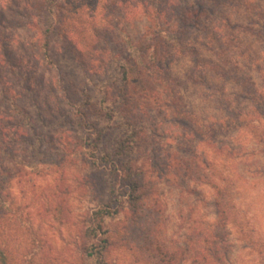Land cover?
I'll use <instances>...</instances> for the list:
<instances>
[{
	"label": "rangeland",
	"instance_id": "1",
	"mask_svg": "<svg viewBox=\"0 0 264 264\" xmlns=\"http://www.w3.org/2000/svg\"><path fill=\"white\" fill-rule=\"evenodd\" d=\"M88 1L0 0V197L21 217L14 263L28 252L26 264H89L97 245L108 264H264V0H178L176 20L160 21L168 36L153 32L156 60L125 77L120 29L137 39L156 4L101 0L112 24L100 30ZM79 24L98 33L91 48ZM132 132L149 161L139 214L93 147L112 151ZM105 205L118 212L91 238Z\"/></svg>",
	"mask_w": 264,
	"mask_h": 264
},
{
	"label": "trees",
	"instance_id": "2",
	"mask_svg": "<svg viewBox=\"0 0 264 264\" xmlns=\"http://www.w3.org/2000/svg\"><path fill=\"white\" fill-rule=\"evenodd\" d=\"M45 1L47 2L48 0ZM66 1L68 2L69 0ZM88 2L91 4L92 0H89ZM97 2L98 6L102 8L101 12L103 14L100 15L102 16V18L100 19L101 30L102 27L104 28L106 23L109 26L111 22L108 20L107 15L104 13L108 5L107 2H102L101 0H97ZM154 2L156 4L154 9L148 11V16L150 14L152 19L155 20V24L151 29L145 31L135 40L130 38L127 34H124L123 30L120 29V38L127 50L126 57L117 62V64L122 69L123 77L127 75L128 68L132 66H140L145 70L149 69V66L156 60L157 57L156 48L152 44L153 32L157 33L158 31L166 35V31L163 29L162 25H168L172 23L174 19L176 20L179 8L181 6L180 1L178 0H171L170 2L168 0L167 6L169 8L166 6L165 8L161 9L159 6L160 0H154ZM48 3L50 5L52 4V2ZM90 4L88 5L89 8H91ZM75 10L81 11L82 6L76 5ZM70 13L71 11L68 10V14ZM161 20L163 21L162 25L160 22ZM79 26L80 24L77 26L78 34L86 38L83 44H86V48H91L93 42L91 43L90 37H97L98 33H96V31H93L89 36L85 35L83 31L80 30ZM46 32H49V30H47ZM172 43H174L176 48H182V46H180L176 42V39ZM46 45L47 44L45 43L44 54L47 52L45 49ZM110 58L114 59L116 57L110 56ZM97 61L99 63V67L97 70L100 71L104 67V63L100 58H97ZM236 82L242 84V86H244V88H246L248 92L252 96H254V98H256L255 93L251 92L252 87H250V82L248 80L239 77L238 79H236ZM12 108V111L17 116L21 118H28V115L24 111L20 113L21 111H19L16 106ZM20 115H22L23 117ZM132 129L135 130V128ZM140 145V139L139 141H137V139L133 135V132L124 134L123 136L118 138V140L115 141L112 146V151L102 150L104 148H98L99 143H95L93 145L94 150L99 151L97 152L96 156L94 155L96 160H98V166L108 169L116 176H120L123 182V186L127 189L125 192V201L128 204V208L133 214L141 213L143 202L147 195L143 187L144 185L146 186L147 184H149V181L146 180L145 176L147 170L146 164L148 159L145 158ZM115 190V186H113L112 191L115 192ZM218 208L220 209V213L224 212L223 207L220 204H218ZM117 212L118 211H116L115 209L112 210L110 206L107 205L95 210L91 217V225L87 229V235L91 238H95L96 236H98V234H103V236H105L107 234V230L104 228L106 219L114 217ZM19 222H21L20 215H16V212L12 209V207L10 205H7L0 197V264H15L14 261L16 260V242L19 234L21 233V224ZM104 242H106V240ZM87 252V256L89 258L85 259L86 263L108 264L103 257L104 247L90 245ZM17 260H20L18 264H26L28 262V252L19 255ZM159 263H161V260L158 261V264Z\"/></svg>",
	"mask_w": 264,
	"mask_h": 264
}]
</instances>
